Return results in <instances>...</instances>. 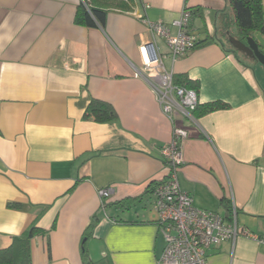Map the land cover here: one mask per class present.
<instances>
[{"label": "crops", "instance_id": "1", "mask_svg": "<svg viewBox=\"0 0 264 264\" xmlns=\"http://www.w3.org/2000/svg\"><path fill=\"white\" fill-rule=\"evenodd\" d=\"M81 1L0 0V250L36 226L29 264H159L154 187L177 125L188 131L181 188L202 209L235 205L259 237L211 248L210 264H264V67L229 46V1L125 0L130 10H110L104 28L76 23ZM185 8L201 44L173 60L157 36L164 65L201 104L229 107L170 119L141 47L154 40L148 20L171 25ZM93 99L116 118L86 119Z\"/></svg>", "mask_w": 264, "mask_h": 264}, {"label": "built area", "instance_id": "2", "mask_svg": "<svg viewBox=\"0 0 264 264\" xmlns=\"http://www.w3.org/2000/svg\"><path fill=\"white\" fill-rule=\"evenodd\" d=\"M191 19V9L185 8L171 25L161 20H148L154 40L141 47L145 77L154 88L163 112L170 119L178 112L191 117L199 103V96L196 90L175 84L173 72L164 65V55L159 50L156 37L166 40L173 60L184 56L200 42L199 35L190 29ZM186 138L187 129L174 125L170 142L161 149L169 171L166 178L154 187L158 223L166 242L159 264H210L208 251L211 248H218L226 241L234 243L241 236L259 239L239 226L235 205L232 214L227 217L218 211L196 206L193 197L181 188L178 173L184 162ZM112 193L110 187L100 190L102 207Z\"/></svg>", "mask_w": 264, "mask_h": 264}, {"label": "trees", "instance_id": "3", "mask_svg": "<svg viewBox=\"0 0 264 264\" xmlns=\"http://www.w3.org/2000/svg\"><path fill=\"white\" fill-rule=\"evenodd\" d=\"M228 1L233 9L234 22L237 26L236 34L231 32L227 34L228 44L235 53L241 55V51L236 50L231 45L229 35L231 34L244 41H246L248 37H253L256 40V32H259L264 36V0ZM130 8L129 3L125 0H84L81 1L77 7L75 21L77 24L86 27L104 28L106 26L108 12L110 10H130ZM191 11L192 14H194L193 10ZM200 44L201 43L199 42L197 47ZM260 47L264 51L261 45ZM253 60L257 61L256 59ZM174 82L178 86L188 88L187 85L184 84V81L178 82L174 80ZM228 107L229 105L223 101H213L204 104L199 102L193 110V115L198 118L208 112L226 109ZM84 117L86 119H93L99 122H110L116 118V112L110 104L98 99H93L87 108ZM9 205L11 207L14 206L12 203ZM228 210L229 214L231 208L228 207ZM229 215H227V217H229ZM39 231L40 229L38 227L31 226L22 235L14 237L13 243L10 247L0 250V264H29L31 262V239Z\"/></svg>", "mask_w": 264, "mask_h": 264}, {"label": "water", "instance_id": "4", "mask_svg": "<svg viewBox=\"0 0 264 264\" xmlns=\"http://www.w3.org/2000/svg\"><path fill=\"white\" fill-rule=\"evenodd\" d=\"M231 45L248 57L256 59L261 65L264 66V51L261 49L260 44L253 37H248L246 41L229 35Z\"/></svg>", "mask_w": 264, "mask_h": 264}, {"label": "rangeland", "instance_id": "5", "mask_svg": "<svg viewBox=\"0 0 264 264\" xmlns=\"http://www.w3.org/2000/svg\"><path fill=\"white\" fill-rule=\"evenodd\" d=\"M235 29H236V32H235ZM232 32H234L235 34L237 33V26H234ZM255 38H256V40L258 41V43H260V45L262 46V48L264 49V36H263L261 33L256 32V33H255ZM240 54H241V57H242L244 60H246V61H248L249 59H251V58H249L248 56H246L243 52H240ZM260 65H261V64H260ZM262 66H263V65H262ZM262 66H260V67H262ZM263 67H264V66H263Z\"/></svg>", "mask_w": 264, "mask_h": 264}, {"label": "flooded vegetation", "instance_id": "6", "mask_svg": "<svg viewBox=\"0 0 264 264\" xmlns=\"http://www.w3.org/2000/svg\"><path fill=\"white\" fill-rule=\"evenodd\" d=\"M82 1H84V0H82Z\"/></svg>", "mask_w": 264, "mask_h": 264}]
</instances>
